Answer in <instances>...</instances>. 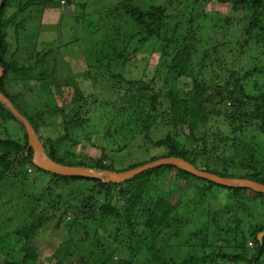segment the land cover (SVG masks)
I'll use <instances>...</instances> for the list:
<instances>
[{"label":"trees","instance_id":"1","mask_svg":"<svg viewBox=\"0 0 264 264\" xmlns=\"http://www.w3.org/2000/svg\"><path fill=\"white\" fill-rule=\"evenodd\" d=\"M11 1L5 0L0 12V61L4 68L0 91L30 122L44 145L47 155L54 162L70 167L125 172L160 159L174 157L193 165L200 171L221 178L249 179L264 185V154L262 153L264 146L261 143L262 135H264V88L255 96L246 94L245 79L246 77L253 78L255 76L253 73H247L248 75L245 73L239 77L232 69L227 70L226 67L225 69L221 67L222 64L219 61L217 64V59L204 60L206 55H204L203 61L201 60L199 71L193 72L191 69V60L195 54L194 50H196L198 39V22L201 15L204 18L208 16L207 11L211 3L231 5V11L236 16L238 13L240 15L239 19L237 17L238 22H242L250 13L248 37H251V32L261 25V21L258 19L264 17V0H169L162 7H154L147 12L140 13L134 12L137 9L130 5L125 6L126 0L118 2L122 12L137 16L136 21L139 28L134 31L133 35L131 34V38L127 39L133 40L134 38L143 44H153L154 48L158 45L156 50L163 56L171 55L170 52L174 51L170 69L177 72L179 78L192 77V87L187 92H181L175 88L168 91L158 90L144 81L132 80L126 83L129 88L126 89L123 102L130 101L128 105L133 107L134 112L128 115L125 108L118 107L116 110L118 115L113 112L118 120L117 123H115L114 117L109 114L106 118L107 126L115 125L120 129L117 128L113 133L110 129L107 132L108 136L111 140H115L119 135L124 137L126 133L129 136L134 134L143 137L145 145L152 144L164 152L160 156H150L149 161L135 162L136 164L125 169H116L113 165L104 164L107 158L105 152L100 159L86 156L82 160H75L76 154L70 149L64 148L69 140L70 131L81 123L79 117L84 103L81 98L84 91L77 82L80 75L78 74L75 78L71 70H83L82 67H87L89 71L87 77L92 79L90 82L93 84L97 83L98 78L102 75L101 72H92L91 65H84V60L80 61L79 66H76L73 61H65L62 58L65 57L64 53L61 57L59 52L52 56L53 48L56 45L49 48L47 45L45 49L36 48L32 57L18 58L19 49L16 48L12 51L8 41L7 28L11 24L16 27L15 39L20 47L24 37L32 38L39 34L35 29L42 23L45 12L51 13L50 11L58 10L61 13V7H67L73 1L75 5L80 3V7L84 4H81V0L79 2L49 0L46 4L41 5L33 0H26L24 3L20 2V5H14L17 7V20L14 21L12 18L9 21L6 14ZM129 1L131 0L127 2ZM187 5L196 7L197 12L190 18L187 17L186 22L181 24L178 17H175L172 12L176 8L180 10V7L184 8ZM198 6L201 7L199 14ZM37 10L40 22L34 23L32 21L37 16L35 13ZM114 11L116 9L112 10V12ZM112 12H110L109 18H113V23L109 25L110 22L108 24L105 21L106 27H108L99 32L100 38L96 40L99 51H94L90 60L96 63L95 66L99 70H108L109 72L118 70L120 73L111 74V79L123 81L121 71L130 60L117 48L127 44V39L122 32V18L117 19ZM245 13L247 14L244 15ZM20 17L21 19H19ZM238 22L235 23L238 24ZM230 23L229 21L228 24L231 25ZM261 29L264 34V27ZM24 31L26 34H22ZM249 45L255 47L253 43ZM100 54L107 61L105 67L101 65ZM52 57L54 58L51 60ZM219 70L221 72L215 74ZM256 70V74H258L260 69L256 68ZM66 71L68 72L67 76L63 74ZM48 78H54L53 85L48 84L50 95L56 98L61 105L56 107L52 113L63 115L65 118L63 131L60 130L59 124L55 123L52 135L47 134L49 124L44 119L47 113L42 112L30 116L27 112L22 111L16 101L20 94L11 93L8 86V82L13 81L22 83L27 81L48 82ZM77 106L79 109L81 108L80 111L67 118L66 109ZM11 121L21 125L24 132L23 138L16 140L5 130ZM158 127H169L171 132L163 138L158 133ZM2 129L7 133L1 132ZM153 137L156 138L153 139ZM134 142L140 145L141 140L136 139ZM132 144L134 145L133 141ZM259 150L261 153L258 152ZM33 156L34 151L29 146L25 126L0 102V189L2 188L6 192L5 186L8 184L12 187L16 182L19 187L28 184L31 188L35 183H42L45 180V175L48 176L52 184L47 188L46 198L37 202L34 196L32 204L31 202L26 205L19 204L21 212L16 214L19 217L15 218L18 221L17 227L12 234L0 235V264H42L40 258L47 250L55 251L54 257L49 261L50 264H66L72 259L74 264H115L114 259L118 254L115 252L122 246L126 248V257L123 256L116 264H178L173 260H166L164 255L160 254L159 244L164 242L165 237L169 234L171 237V233L180 236L177 230L172 229L181 205L168 201L162 196V193L166 194V190H168L171 194L172 192L179 194V192H188L187 190L190 188L201 191L200 185L202 184L205 189L203 192L201 191V197H207L206 200L218 197L219 200L221 195H226L225 202L222 201L223 209L234 203L232 208L235 206L238 211L244 210L238 204V200L246 192H251L264 199L263 194L245 188L224 187L175 166H160L143 172L128 182L114 184L104 183L99 179L81 176L65 177L44 171L33 164ZM35 174H40L42 177L36 180ZM71 182L88 185L87 188L80 190V198L76 205H73L75 201L73 195L63 202L57 203L52 200L51 186L60 191L59 188H67ZM215 190L223 193L217 194ZM207 193L208 196H206ZM117 199L122 200L119 201V206L115 204ZM5 200L9 202L7 196H5ZM96 200H98L97 204H95ZM10 203L12 207L16 208L20 201L11 197ZM214 203L215 201L211 206ZM20 205L22 206L20 207ZM61 206H63L62 214H73L71 222L66 224L69 232L63 242L67 245L66 250L53 242V239L56 241L62 233L61 231L65 229L63 215L52 227L45 226L57 216ZM42 208L44 216L38 217L36 212ZM221 211V214L226 215L223 210ZM112 219L122 220L125 227L115 226V234L112 238L111 235L99 238L97 234L100 228H96L98 223L104 227V224H108ZM218 221L219 219H217V224ZM233 224H236L235 220ZM231 227L225 228L227 235L234 231V227ZM91 228H93L92 234L89 233ZM203 232L204 230H198L193 237L194 240L201 242V247L207 248L210 245V237L209 235L205 236ZM262 232H264V228L256 227L251 234L252 241L257 245L251 258L248 256L249 242L245 246V243L238 244L239 241L235 242L234 240V245L232 243L225 246L214 245L210 247L214 249L212 253L203 254L202 258L192 255L189 262L182 264H261L264 260V239L259 241L258 236ZM44 234L45 237L40 239ZM73 237L76 239L72 240ZM222 240L226 241L225 238ZM104 243L109 248L105 247ZM85 244H88L86 248L88 253L82 250L78 252V247H84ZM109 249L113 250V254L108 257L106 253ZM148 255L153 256L152 261L154 260L155 263L142 260ZM102 256L108 257V259L101 261L100 257Z\"/></svg>","mask_w":264,"mask_h":264},{"label":"rangeland","instance_id":"2","mask_svg":"<svg viewBox=\"0 0 264 264\" xmlns=\"http://www.w3.org/2000/svg\"><path fill=\"white\" fill-rule=\"evenodd\" d=\"M33 1L41 5L49 2V0ZM75 1L79 2V0ZM119 1L120 0H81V4H84L82 7H80V3H76V6L73 1L69 6L64 8L61 7V13L58 10L50 11L51 13L45 12L42 23L35 29L39 34L34 35L32 38L30 36L24 37L20 47H18L19 44H17L15 39L17 30L14 24H11L7 28V36L12 51L16 48L19 49V53H17L18 58L32 57L33 54H35L36 48L45 49L47 45H49L48 48L52 45H56V47L53 48L54 53L52 56H55V53L59 52L61 57L64 53L65 57L62 58L65 61H73L76 66H79L80 61L84 60V65H91L90 70L92 72H101V77L98 78L96 84H93L90 82L92 79L87 77L89 73L87 67H82L83 70H71L75 78H77L78 74L80 75L77 78V82L83 88L84 93L81 98L84 103L79 117L81 123L79 125L77 124L75 129L70 131L69 140H67L68 142L64 148L70 149L76 154L75 160H82L86 156L100 159L102 158L103 152H105L107 154L105 161L110 164L109 166L113 165L116 169H125L138 162L149 161L150 156H160L164 152L155 148L152 144L145 145L146 143L143 137H138L134 134L129 136V134L126 133L124 137L120 135L117 137L115 135V140H111L108 136L107 132L110 131V129L112 133L116 131L117 128L120 129L115 125L107 126L106 118L109 114L114 117V121L117 123L118 120L113 112L118 115L116 112L118 107L125 108L128 115L134 112L133 107L128 105L130 101L125 100V103L123 102L126 89L129 88V85L126 83L132 80L144 81L158 90L168 91L169 89L175 88L181 92H187L192 87V77L183 76L179 78L177 77L178 73L170 69L174 59V51L170 52L171 55L163 56L161 52L156 50L158 45L154 48L153 44L140 43L133 37V40L127 39L128 37L131 38V34L133 35L134 31L139 28L136 21L137 16L128 12H122V8L118 6ZM127 1L128 0L124 2L125 6L130 5L134 9H137V11L134 12L140 13L147 12L154 7H162L169 0ZM20 2L24 3L26 0L11 1L10 8L7 10L6 14L8 20L12 18H14V21L17 20V7L14 5H20ZM211 4L207 11L208 16L204 18V16L201 15L198 22V39L196 41V50H194L195 54L191 60V69L193 72L199 71L201 69L200 64L203 61V57L206 55L204 60L217 59V64L219 61L222 64L221 67H224V69L226 67L227 70H229V68L232 69L239 77L245 73H253L255 75L253 78L246 77L245 86L247 87L246 94L255 96L264 88V34L261 29L264 27V17L258 19V21H261V25H259L258 29L251 32V37H248V32L250 31L248 20L250 13H248L246 19H243L242 22H238L237 20L240 15L238 13L236 16L231 11V5L223 3ZM191 6L192 5H187L184 8L180 7V10L176 8L172 14L178 17V21L183 24V22H186L185 20L187 17L190 18L197 12V10H195L196 7ZM115 9L116 11L112 12V10ZM200 9L201 7L198 6V14L201 13ZM110 12H112L117 19L122 18V32L127 39V42L125 40L127 44L117 48L119 52H123L126 58L130 60L121 71L123 81H113L111 79V74L120 73L118 70H111V72L108 70H99L97 66H95L96 63L90 60V58L93 57V52L99 51L96 44V40L100 38L99 32L108 27H106V23L109 24L110 22L109 25L113 23V18H109ZM27 13L29 14L30 10ZM35 13L37 16L32 22L39 23V11L37 10ZM246 14L247 13L244 15ZM214 16H216L217 19L214 18ZM19 19H21V17ZM228 20L231 22V25L228 24ZM235 22H238V24ZM22 34H26V31L22 32ZM250 43L255 44V47L253 48L250 46ZM57 48H59V50H57ZM100 56L101 65L105 67L107 61L104 60L101 54ZM53 58L54 57H52L51 60ZM256 68L260 69L258 74H256ZM219 72H221V70L216 71L215 74H219ZM63 74L67 76L68 72L66 71ZM227 75L230 76L229 74ZM53 79L54 78H48V82H8L11 93L20 94L16 101L22 111L27 112L30 116H35L42 112L47 113L44 119L49 124L47 133L49 135H52V132H54L55 123H58L60 130L63 131V122L65 120L63 115H54L52 113L56 107L61 106L60 102L50 95V87L48 84L53 85ZM254 82H256V84H254ZM80 109L78 106L67 108V118L74 116ZM18 121L20 122V120ZM20 123L23 124L22 122ZM157 129L158 133L162 135L163 138L171 132L169 127H158ZM5 130L16 140L23 138V128L15 121H11ZM5 130L2 129L1 132H6ZM155 138L156 137H153V139ZM136 139L141 140L140 145L135 144L134 140ZM261 143H263L264 146V135H262ZM258 152H260V150ZM262 153L264 154V150H262ZM71 159H73V157H71ZM41 177L42 175L35 174L34 178L38 180ZM44 179L42 183H35L34 187L32 186L31 188H29L28 184L19 187L17 182L16 184L13 183L12 187L7 184L5 187L6 192H10L8 194L3 191L2 188L0 189V235L12 234L17 227L18 221L15 218H18L19 215L16 214L21 212L19 204L23 203L26 205L30 202L32 204L34 196L37 202L46 198L47 188L52 184L47 175H45ZM200 186V190L203 192L205 186L202 184ZM87 187L88 185L84 183L71 182L67 188H59L60 191H57L51 186L52 200H55L57 203L59 201L63 202V200H67L73 195L75 198L73 205H76L80 198V190ZM14 188H17V190H14ZM68 191H70L69 194H66ZM166 191V194L162 193L163 197L167 198L168 201L176 202L181 205L172 229L177 230L180 236L171 233V237L169 234L165 237V241L159 244L160 254L164 255L166 260H173L178 264H182L183 262L186 263L189 262V258L192 255L197 258H202L203 254H210L214 251V249L210 247L217 244L225 246L232 243V245H234V240L235 242L238 240V244L245 243V246H247L249 242V247L247 248H250L248 250V256L250 258L255 253L257 245L252 241L251 234L256 227L264 228L263 198L251 192L242 194V197L238 200V204L244 210L238 211L235 206L232 208L234 203H232V205H227L223 209L222 201L225 202L226 195H221L219 200L218 197H214L212 200H206L207 197H201V191L195 188L188 189V192H179V194H173V192L171 194L168 190ZM215 192L217 194L223 193L218 190H215ZM5 196L8 197L7 201L9 202H6ZM206 196H208V193ZM11 197L16 201H20L16 208L12 207L10 203ZM27 197H29V199H26ZM221 198H224V200H221ZM97 201L98 200L95 201V204H97ZM119 201L122 200L117 199L115 201L117 206H119ZM214 201L215 203L211 206ZM231 202H233V200H231ZM21 206L22 205H20V207ZM63 206H61L57 216L54 217L51 222L45 224V226L52 227L60 216L63 215L65 223L64 228L67 231L65 229L62 230L60 236L56 241L53 239V242L56 245H61L62 248L66 250L67 245L63 243L66 235L69 234L66 224L71 222L73 214H62ZM42 210L43 208L37 210L36 214L38 217L44 216ZM221 210H223L226 215H223V213L221 214ZM123 215L125 214L123 213ZM217 219H219L218 224ZM234 220L236 224H233ZM115 226L125 227V225L123 226L122 224V220L116 219H112L108 224H104V227H101L98 223L96 228H100V231L97 236L103 238V236L111 235L112 238L115 234ZM227 226H232L231 228L234 227V231H232V233L229 232L228 235L225 230ZM198 230H204L203 234H205V236L209 235V247L203 248V246L201 247L200 241L194 240V233ZM217 231L218 233L216 235ZM92 232L93 228H91L89 233L92 234ZM44 237L45 234L40 237V239ZM222 238H225L226 241L224 242ZM75 239L76 238L73 237L72 240ZM104 244L105 247L109 248L106 243ZM87 247L88 244H85L84 247L79 246L78 252L82 250L88 253L86 250ZM54 252L53 250L45 251L44 256L42 255L40 258L42 264H50L49 261L54 257ZM115 253H118L114 259V263L116 264L123 256L124 258L126 257V248L124 246H122V248L119 247ZM112 254V249H109L106 253L108 257ZM108 257L102 256L100 259L104 261L108 259ZM152 258V255H148L142 258V260L151 262ZM152 262L155 263L154 260ZM66 264H74V260L72 259ZM261 264H264V260H262Z\"/></svg>","mask_w":264,"mask_h":264},{"label":"water","instance_id":"3","mask_svg":"<svg viewBox=\"0 0 264 264\" xmlns=\"http://www.w3.org/2000/svg\"><path fill=\"white\" fill-rule=\"evenodd\" d=\"M5 0H0V12L2 7L4 6ZM4 76V68L1 65L0 61V81L3 79ZM0 102L9 109L14 116L20 120L25 126L26 133L28 135V142L30 148L34 151L33 156V164L40 169L65 176V177H86V178H93L102 180L104 183H114V184H122L128 182L135 177L139 176L141 173L146 172L148 170H152L154 168L160 166H175L181 170L189 172L199 178H204L210 182L215 184L228 187V188H245L249 189L253 192L260 193L264 195V185L258 183L253 180L249 179H231V178H221L214 174L206 173L203 171L198 170L193 165L179 159V158H164L157 160L155 162L146 164L139 168L125 171V172H111L108 170H97L88 167H70L58 164L54 162L46 153L45 147L43 146L42 142L40 141L39 137L33 126L30 122L16 109L14 104L0 91ZM264 234L259 235V240L262 241Z\"/></svg>","mask_w":264,"mask_h":264},{"label":"clouds","instance_id":"4","mask_svg":"<svg viewBox=\"0 0 264 264\" xmlns=\"http://www.w3.org/2000/svg\"><path fill=\"white\" fill-rule=\"evenodd\" d=\"M44 146V145H43ZM54 161V160H53ZM59 164V163H58ZM104 164H106V165H110V164H108L106 161H104ZM62 165V164H61ZM146 165V164H145ZM144 166V165H143ZM139 168V167H138ZM92 169H95V168H92ZM136 169V168H135ZM97 170H99V169H97ZM133 170V169H132ZM108 171H110V170H108ZM129 171V170H128ZM111 172H113V171H111ZM117 173H120V172H117ZM136 178V177H135ZM262 233H264V232H262ZM262 233H260V234H262ZM259 234V235H260ZM258 238H259V236H258ZM263 239H264V237L262 238V241H263ZM260 241V240H259Z\"/></svg>","mask_w":264,"mask_h":264}]
</instances>
